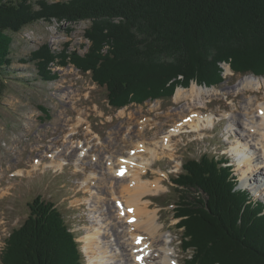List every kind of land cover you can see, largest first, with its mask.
<instances>
[{"label":"rangeland","instance_id":"rangeland-1","mask_svg":"<svg viewBox=\"0 0 264 264\" xmlns=\"http://www.w3.org/2000/svg\"><path fill=\"white\" fill-rule=\"evenodd\" d=\"M36 1L30 0L35 9L39 8ZM91 24L89 20L41 19L17 32H9L13 36L11 74L4 79L6 89L0 95V255L10 232L19 227L29 213L27 203L40 196L53 202L60 210L65 223L76 236L84 264H129L130 251L117 244L120 225L119 222L116 223L118 228L113 225L116 217L111 206L115 204L108 188L116 178L108 170L105 159L107 156L114 160L118 155L127 156L130 148L138 150L134 146L137 140L145 139L140 147L154 162L152 170L164 174L163 189L144 197L149 209L156 211L161 224L153 235L154 245L145 259L146 264H161V238L167 240L170 258L184 264L187 253L180 247L181 229L176 226L180 218L174 217L178 190L172 182L181 172L184 162L199 158L203 153L222 157L233 168L238 181L236 188L248 191L251 200L264 203V192L256 190L263 185L264 168L261 166L257 170L263 181L257 184L250 180L243 184L238 167L240 156L232 145L239 138L242 142L248 138L239 132L241 127H232L228 122L230 116L224 115L225 110H235L237 116H251L253 111L246 114L244 109L241 110V103L248 99L249 94L264 97L263 85L259 89H241L233 93L237 87L234 85L244 75H264L234 73L230 63L222 61L219 64L222 78L219 84L190 80L186 87L176 86L173 94L179 87L188 90L195 82L210 90L213 97L209 98V94L202 91L206 106L197 117L202 124L196 127L197 132L191 131L187 121L174 126L181 131L171 140L175 147L171 155L160 148V143L155 144L153 136L161 135V131L157 133L159 129L155 124L164 120L167 125L163 132L169 130L173 121L181 117L188 102L182 99L176 103L172 95L171 98L147 99L143 103H130L119 108L109 104L105 88L92 81L90 71L82 73L73 60L74 56L84 57L88 52L90 40L85 32ZM46 49L47 52L44 51ZM34 51L53 56L47 64L51 78L44 80L38 77L35 60H26ZM214 88L220 93L217 94ZM232 103L238 107L234 109ZM205 111H213V117ZM189 112L186 111L185 115ZM161 113L163 116L159 115ZM144 119L149 121L142 133L141 121ZM78 141L89 147V153L82 157V161L78 158L80 149L75 146ZM62 148L63 152L58 151ZM34 159L40 163L37 168L33 166ZM79 161L81 166L76 165ZM19 168L21 175H15ZM152 172L145 177H155ZM101 178L106 182L104 194L101 185L105 184L100 183ZM122 193H126L124 189ZM107 211L112 215L106 214ZM111 224L113 229H110ZM88 237L90 243L86 247ZM119 241L125 244L123 239L119 238ZM130 258L133 259L134 254Z\"/></svg>","mask_w":264,"mask_h":264},{"label":"trees","instance_id":"trees-1","mask_svg":"<svg viewBox=\"0 0 264 264\" xmlns=\"http://www.w3.org/2000/svg\"><path fill=\"white\" fill-rule=\"evenodd\" d=\"M0 0V95L10 73L11 32L41 19L91 21L82 73L106 90L115 108L171 98L190 80L219 84V64L234 73L264 75V0ZM10 32V33H9ZM44 51H48L47 49ZM37 75H52L53 56L38 51ZM24 60V59H21ZM26 62V61H24ZM174 217L184 264H264V203L236 188L227 160L203 153L184 162L172 181ZM28 214L10 232L1 264H84L76 236L51 201L27 203ZM189 251V252H188Z\"/></svg>","mask_w":264,"mask_h":264},{"label":"bare ground","instance_id":"bare-ground-1","mask_svg":"<svg viewBox=\"0 0 264 264\" xmlns=\"http://www.w3.org/2000/svg\"><path fill=\"white\" fill-rule=\"evenodd\" d=\"M227 69L230 70L229 68ZM261 84L264 87V77H255L251 74L244 75L234 85V87H237L233 90V93H237L241 89H245V91L249 89H259ZM202 91H206V94H209L207 95L209 96V98L213 97L210 90L198 86L195 82H193L188 90L179 87L175 94H173L174 98L176 99V103H179L180 101H182V99L183 101H186L188 103L187 107L184 106V110L180 114L181 117L178 120L173 121V123L169 127V130L163 132L165 126L167 125V122L164 120L159 121L157 124H155L157 125L156 128L159 129L157 133H160L159 131H161V135L159 134L158 136L157 134V136H153V139H155L156 145L157 143H160V148L162 150L170 153L171 155L174 153L175 147L171 143V140L174 136L180 134L181 131L174 126L180 125L181 122L185 123L187 121V123H189L192 127L191 131L194 132L198 131L196 130V127L202 126V124H199L200 120L197 118L198 115H200L204 111L203 108L206 106L205 98L202 97ZM214 91H216L217 94L220 93V90H218L217 88H214ZM247 97L248 99H245L243 103H241V110L244 109L246 111V114L253 111V114L251 116H249L248 118L241 117L242 114H239L237 116L236 114L238 113L235 110H225L224 115L228 117L230 116L228 122L232 125V127L234 128V126L236 125L241 127L239 132H242L248 138L243 142L240 141L239 138V140L237 142L235 141V143H233L232 145V149L235 152H238L240 156L238 167L241 171L243 184L245 182H250V180L258 184L263 180L260 178V172H258L257 170L261 166H263L264 168V97H262V95L261 97H259V95L252 94L247 95ZM259 99H261L262 101ZM231 105L234 109L238 107L235 103H232ZM186 111L190 112L185 115ZM229 112H231V115L229 114ZM204 113L213 117V111L212 113L206 111ZM159 115L163 116L162 113ZM78 121H80V118ZM148 121V119H144L143 121H141L142 133H144V131L146 130ZM211 124H213V121ZM143 141H145V139L137 140L134 146L138 150L134 151L133 153L129 152V155L127 156L118 155V158H116L115 160L107 156L105 159L106 164L109 166L108 170H110L114 175L113 177L116 178L115 183H110L108 188H110L109 192L112 196L111 198L113 200V203L115 204V206H111L113 208L112 214L116 217V222L113 223V225L117 228L118 224L116 223L119 222L120 225L117 244H120L121 247L124 248V250L130 251L132 256L134 254L133 259L130 258L131 254L129 256V264H146L145 259L149 257L147 256V254L149 253V251H151L154 245L153 235L161 225L158 221L156 211L149 209V205H146L147 200H144V197L148 194H156L158 190L163 189V185L161 182L163 180L164 174L159 170H152L154 169V167L152 166L154 162H152V160L148 158V154L143 152V148L140 147L143 146ZM149 143L152 145V142L149 141ZM75 146L79 147L80 149L78 151V158L80 161H82L84 159L82 157H85L89 153V147L87 148L85 146V143H83L82 141H78ZM249 148L252 149V151L249 150ZM63 149L64 148L58 151L63 152ZM80 161L76 165H80ZM101 161L102 160L100 159L99 162ZM56 162L57 161L55 160V163ZM33 166L37 168L38 166H40V163H38L36 159H34ZM57 166H59V164H57ZM124 167L127 168V171L120 174L118 169H122ZM21 171L22 170L19 168L16 169L14 173L15 175H21ZM149 171H153L152 174L155 177H145L146 175H148V173H151ZM102 178L100 180V183L105 184L101 185L102 194H104L106 193V182L103 181ZM104 179L106 180V178ZM82 182L83 180L81 181V183ZM262 184L263 185L260 188L256 189L261 193L264 192V181L262 182ZM123 189L126 192L125 194L122 193ZM109 212L110 211H107L106 214L111 216L112 214ZM110 229H113L112 224L110 226ZM119 238L123 239V242L125 243L124 245L120 243ZM89 239L90 237L87 238V245H85L86 247L89 246ZM138 239L139 243H137ZM166 241L167 240L163 238L160 239L161 264H179L176 259L170 258V249L168 248V243ZM93 243L91 244V247ZM143 244H145L146 250L140 249ZM86 251L88 252V250ZM137 256H141L142 260H136ZM97 258H99V256Z\"/></svg>","mask_w":264,"mask_h":264},{"label":"snow or ice","instance_id":"snow-or-ice-1","mask_svg":"<svg viewBox=\"0 0 264 264\" xmlns=\"http://www.w3.org/2000/svg\"><path fill=\"white\" fill-rule=\"evenodd\" d=\"M137 243H139V239L137 240ZM137 259L139 260V259H141V257H137Z\"/></svg>","mask_w":264,"mask_h":264}]
</instances>
